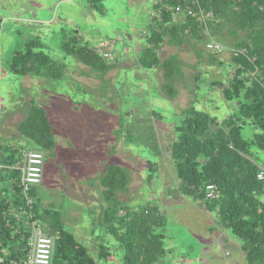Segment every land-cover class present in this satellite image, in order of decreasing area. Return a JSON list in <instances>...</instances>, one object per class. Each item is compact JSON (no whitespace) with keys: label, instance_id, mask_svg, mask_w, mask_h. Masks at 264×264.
<instances>
[{"label":"rangeland","instance_id":"1","mask_svg":"<svg viewBox=\"0 0 264 264\" xmlns=\"http://www.w3.org/2000/svg\"><path fill=\"white\" fill-rule=\"evenodd\" d=\"M157 2L102 0L101 14L89 0H0V143L31 149L33 144L19 134L18 126L31 100L47 110L56 156L44 153L38 198L44 207L62 211L66 229L89 249L96 264H121L123 258L113 237L100 229L92 234L103 205L98 178L108 163L130 171L125 201L133 207L158 205L165 217L156 232L164 236L167 255L157 264H247L242 241L218 215L182 194L170 152L183 109L195 104L218 122L236 112L238 103L226 102L221 88L211 85L230 82L235 68L230 49L222 45L224 50H218L217 60L224 64L220 66L207 54L198 57L188 43L181 48L164 45L161 58L177 54L184 73L175 81L178 95L170 98L161 89L162 69L146 70L137 60L150 36ZM175 17L184 20L183 15ZM75 35L115 65L104 78L90 74L88 66L65 53L64 41ZM35 38L44 52L66 66L63 79L9 70L13 54ZM212 42L218 43H199L197 49L208 53ZM256 132L247 125L243 135L251 139ZM254 151L264 169V152ZM149 162L158 167L151 183ZM259 198L264 202V192ZM99 236L111 250L108 259L99 258Z\"/></svg>","mask_w":264,"mask_h":264},{"label":"trees","instance_id":"2","mask_svg":"<svg viewBox=\"0 0 264 264\" xmlns=\"http://www.w3.org/2000/svg\"><path fill=\"white\" fill-rule=\"evenodd\" d=\"M89 1L96 12L103 14L102 0ZM167 5L181 6L183 11H168ZM154 9L150 36L137 60L146 70L162 69L161 89L170 98L178 95L175 81L184 73L177 54L161 58L164 45L181 48L188 43L198 57L207 54L213 64L220 66L224 65L217 60L220 52L206 49V53L197 45L216 39L230 49V61L235 66L230 82L214 81L211 85L221 88L226 102L238 103L236 112L218 122L195 104L183 109L170 152L182 194L202 202L207 211L218 215L221 224L242 241L247 264H264V202L259 198L264 181L258 179L263 167L254 151L256 148L264 152V0H158ZM177 15H183L184 20L176 19ZM63 45L67 55L88 66L90 74L99 79L115 67L98 50L82 44L78 35ZM9 70L16 75L55 81L63 79L66 66L44 52L35 38L13 54ZM247 125L257 130L251 139L243 135ZM18 132L33 144L32 150L56 156L54 127L47 110L34 100ZM25 151L23 146L0 144V161H5V173H0V264H26L34 223L54 238L51 264H96L89 249L66 229L61 210L54 205L44 207L36 187L25 195L20 170ZM157 168L148 163L149 183ZM98 181L103 205L94 219L92 234L100 229L102 235L115 239L123 252L121 264H157L167 255L164 236L156 232L166 222L159 206L133 207L124 200L131 183L128 167L108 163ZM209 184L217 186L215 199L206 198ZM27 196L32 203H28ZM97 239L99 258H110L111 250L102 236Z\"/></svg>","mask_w":264,"mask_h":264},{"label":"built area","instance_id":"3","mask_svg":"<svg viewBox=\"0 0 264 264\" xmlns=\"http://www.w3.org/2000/svg\"><path fill=\"white\" fill-rule=\"evenodd\" d=\"M166 10L181 13L183 8L181 6L167 5ZM189 15L193 14L191 9L187 10ZM207 48L214 52H219L222 47L217 42H212L207 45ZM219 50V51H218ZM45 163V155L39 150H27L23 153V161L20 166L21 170V185L25 195L32 187H36L42 182L43 165ZM258 179L264 181V169L258 174ZM217 186L215 184H209L206 186V198L215 199L217 196ZM28 203H32V200L27 196ZM33 236L30 238L29 245L31 246L26 264H51L52 255L54 250V238L46 235L42 229L35 226Z\"/></svg>","mask_w":264,"mask_h":264},{"label":"crops","instance_id":"4","mask_svg":"<svg viewBox=\"0 0 264 264\" xmlns=\"http://www.w3.org/2000/svg\"><path fill=\"white\" fill-rule=\"evenodd\" d=\"M178 20H181V18H178ZM1 145H7V144H3V143H0ZM10 146V145H9ZM28 145H26V146H23V147H27ZM18 147H22L21 145L20 146H18ZM30 146H28L26 149L27 150H32L33 148H29ZM1 159V158H0ZM2 161V160H1ZM3 164H1V162H0V173L1 174H3V173H5V170L3 171Z\"/></svg>","mask_w":264,"mask_h":264},{"label":"water","instance_id":"5","mask_svg":"<svg viewBox=\"0 0 264 264\" xmlns=\"http://www.w3.org/2000/svg\"><path fill=\"white\" fill-rule=\"evenodd\" d=\"M0 162H1L2 164H4V163H5V161H3V160H2V161H0Z\"/></svg>","mask_w":264,"mask_h":264}]
</instances>
